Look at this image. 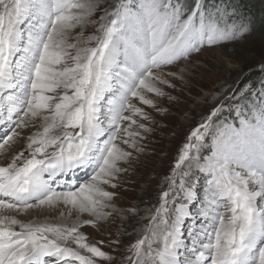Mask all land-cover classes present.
<instances>
[{
  "label": "snow or ice",
  "instance_id": "obj_1",
  "mask_svg": "<svg viewBox=\"0 0 264 264\" xmlns=\"http://www.w3.org/2000/svg\"><path fill=\"white\" fill-rule=\"evenodd\" d=\"M250 30L234 0H0V264H264V79L205 100L134 239L82 230L141 215L115 202L149 131L139 105ZM35 211L60 219L19 218Z\"/></svg>",
  "mask_w": 264,
  "mask_h": 264
},
{
  "label": "rangeland",
  "instance_id": "obj_2",
  "mask_svg": "<svg viewBox=\"0 0 264 264\" xmlns=\"http://www.w3.org/2000/svg\"><path fill=\"white\" fill-rule=\"evenodd\" d=\"M112 2L113 0H107L109 4ZM101 3H104V0H101ZM234 3L239 12L251 21L250 32L234 43L206 47L198 55L193 54L183 81H173L176 85L175 88H165L167 95L163 97L149 94V98L155 101V107L139 105L149 117L148 120L140 122L144 123L149 131H142L143 140L139 142V146L143 148V151L133 153L132 162L127 166L128 172L122 175L120 186L115 190L117 206L120 209H128L135 206V200H133L135 194H140L147 186L151 187L142 195L145 204L141 206L143 210L140 212L141 215L134 220L135 223L157 202L161 189L166 187V178L171 175L183 145L188 142V136L208 114L210 104H206L205 100L210 99L211 94L222 86H243L249 82L258 85L259 81L264 79V73L260 71V66L264 63V0H234ZM93 31L94 26L89 25L85 35L87 36ZM184 67V63L179 65V68ZM249 73H259V75L256 74L259 80L251 79L243 83L240 82ZM210 143L209 138L208 144L210 145ZM23 147V141L17 143L13 146L8 157L10 158L12 154ZM203 154H210V148H206ZM5 162V157L0 155V164ZM207 180V174L195 173L193 183L200 197L204 195ZM149 192L151 195L147 199L146 196ZM119 201L125 204L119 205L117 203ZM19 218L24 219L25 222L45 219L54 222L60 217L58 212L48 215L35 211L28 216ZM116 218L118 222L113 227L107 226L110 230L104 226L103 234L110 231L112 232L111 237L117 235V229L121 222H125L126 217L123 214H118ZM135 223L131 222L130 233L132 235L129 240L135 238L133 230L140 227ZM93 232L89 229L90 239L96 235ZM100 240L101 238L97 237L94 241Z\"/></svg>",
  "mask_w": 264,
  "mask_h": 264
},
{
  "label": "bare ground",
  "instance_id": "obj_3",
  "mask_svg": "<svg viewBox=\"0 0 264 264\" xmlns=\"http://www.w3.org/2000/svg\"><path fill=\"white\" fill-rule=\"evenodd\" d=\"M18 149H20V148H18ZM21 150V149H20ZM17 151V150H16ZM86 175V173H84V172H82V173H80V176L81 177H83V176H85ZM151 186V185H150ZM151 187H146L145 188V190H142L141 191V193L140 194H135L133 197H134V199L133 200H135V206L134 207H136V208H138L139 210H140V212H142V210H143V207H141L142 205H144L145 204V200H144V197L142 196L143 194H145V192L147 191V190H149ZM151 195V193L149 192L148 193V195L146 196L147 197V199L149 198V196ZM119 205H124L125 203L124 202H117ZM37 212H39V211H37ZM137 217H135L134 219H129V218H127L126 217V220H125V222L123 221V222H121L120 223V226L118 227V229H117V234L118 233H125V232H129L130 233V229H131V222H133V223H135L134 222V220L136 219ZM60 219V218H59ZM59 219H57V220H55L54 222H56V221H58ZM141 221V219L140 220H138V222L137 223H135V225H137V226H139L141 223H142V221ZM116 222H118V219L116 218V216H114V217H112V218H110L108 221H106V222H102L97 228H92V227H86V228H84V229H82L85 233H86V235L89 237V235H88V231H89V229L90 230H92V232L94 233V234H96L95 236H93L92 237V239H90L91 241H94V240H96L97 239V237H99V239L101 238V240H104V241H107L109 238H108V236H112L111 234H112V232H110V231H108V232H106L107 234H103V228H104V226H106V228H107V230H110L108 227H113V225L116 223ZM102 227V229H101V227ZM108 226V227H107ZM99 229H101V230H99ZM136 230H139V228H137ZM96 232V233H95ZM115 237V236H114ZM122 239H123V241H124V243L125 244H127L128 243V241H129V238H130V235H123L122 237H121ZM103 250H108L107 249V247H106V245L104 246V249Z\"/></svg>",
  "mask_w": 264,
  "mask_h": 264
},
{
  "label": "trees",
  "instance_id": "obj_4",
  "mask_svg": "<svg viewBox=\"0 0 264 264\" xmlns=\"http://www.w3.org/2000/svg\"><path fill=\"white\" fill-rule=\"evenodd\" d=\"M256 74L259 75V73H252V74L249 73V74H247L246 76H244L240 82L243 83V82H246L247 80H251V79L259 80V77H258ZM253 82H254V81H253Z\"/></svg>",
  "mask_w": 264,
  "mask_h": 264
}]
</instances>
